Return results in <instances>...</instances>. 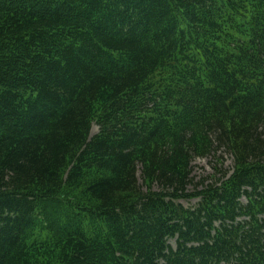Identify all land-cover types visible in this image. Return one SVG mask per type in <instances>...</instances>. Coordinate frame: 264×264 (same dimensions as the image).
Masks as SVG:
<instances>
[{"label": "trees", "instance_id": "16d2710c", "mask_svg": "<svg viewBox=\"0 0 264 264\" xmlns=\"http://www.w3.org/2000/svg\"><path fill=\"white\" fill-rule=\"evenodd\" d=\"M0 264H264V0H0Z\"/></svg>", "mask_w": 264, "mask_h": 264}, {"label": "rangeland", "instance_id": "374dc122", "mask_svg": "<svg viewBox=\"0 0 264 264\" xmlns=\"http://www.w3.org/2000/svg\"><path fill=\"white\" fill-rule=\"evenodd\" d=\"M97 132V127L95 125L91 128V135H94ZM223 155V154H222ZM217 160V159H216ZM216 160L213 159H206V158H197L193 161L192 164V177H193V185L191 187V190L194 191L192 188L201 189L200 184H198L200 181H202L204 184H207L210 182V179L212 176L219 177L220 173H217L216 169L225 170L230 167L231 159L227 155H223L221 161L223 162V168L220 167V160L216 162ZM212 180V179H211ZM197 186V187H194ZM198 200L195 198H189V199H181L179 203L185 207V208H191L194 207L197 204Z\"/></svg>", "mask_w": 264, "mask_h": 264}]
</instances>
